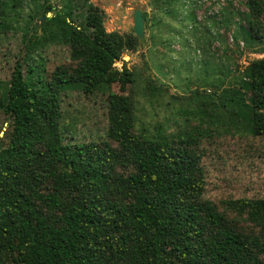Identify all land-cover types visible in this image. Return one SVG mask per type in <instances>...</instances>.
Here are the masks:
<instances>
[{
    "label": "trees",
    "instance_id": "trees-1",
    "mask_svg": "<svg viewBox=\"0 0 264 264\" xmlns=\"http://www.w3.org/2000/svg\"><path fill=\"white\" fill-rule=\"evenodd\" d=\"M82 1L0 0V41L20 47L0 133V264H264V198L205 197L200 145L264 134V57L241 69L226 46L211 53L197 86L163 102L174 118L151 128L139 104L164 86L114 67L142 43L135 31H107ZM193 1L153 0V19L180 20L211 45L222 36L202 28ZM246 6L211 23L232 31L239 55L241 42L264 52V0ZM53 46L68 59L51 61ZM73 96L106 109L104 132L89 141L69 139Z\"/></svg>",
    "mask_w": 264,
    "mask_h": 264
},
{
    "label": "rangeland",
    "instance_id": "rangeland-1",
    "mask_svg": "<svg viewBox=\"0 0 264 264\" xmlns=\"http://www.w3.org/2000/svg\"><path fill=\"white\" fill-rule=\"evenodd\" d=\"M80 1L82 4L83 1ZM88 4H91L93 11L101 14L107 31H134L135 11L142 7L144 12L149 13V24L153 26L146 28V42L137 51L125 53L114 67L121 70L127 67L144 76L150 75L155 85L164 86L162 95L152 97V101L145 104L141 99L139 104V118L151 128L166 122L168 117L174 118L163 102L170 96L176 100L181 99L189 94V89L197 86L196 78L201 71L199 69L204 68V61L211 53L219 57L226 46L241 69L254 59L264 57L263 50L255 48L260 51L256 52L245 49L243 42L240 44L243 53L239 55V51L235 49L232 31H226L224 25L211 24L214 18L223 17V8L227 10L232 21L230 12L246 11V0H198L196 5L191 3L202 28L206 24L210 32H218L222 36L220 39L214 38L211 45L207 44L208 39H203L201 43L197 41L189 32L191 25L187 29L180 20L175 21L171 16H158L153 19L156 11L153 0H89ZM35 23L39 27V19ZM19 50L20 47L13 40L0 41V133L5 121L4 101ZM48 56L51 61H64L68 59L69 52L65 47L53 46ZM114 90L120 91V85L115 84ZM71 103V111L78 112V116L75 118L73 131L76 136L69 137L70 140L89 141L96 133L104 132L107 113L101 99L96 105L100 104L94 106L83 98L79 100L73 96ZM90 108L93 110L90 111ZM66 126H71L69 118ZM200 143L203 151L202 166L206 174L205 197L217 201L244 197L264 198V134L206 138ZM56 168L57 166H53L49 171L53 173Z\"/></svg>",
    "mask_w": 264,
    "mask_h": 264
},
{
    "label": "water",
    "instance_id": "water-1",
    "mask_svg": "<svg viewBox=\"0 0 264 264\" xmlns=\"http://www.w3.org/2000/svg\"><path fill=\"white\" fill-rule=\"evenodd\" d=\"M51 15V12L48 13ZM46 19V15L42 17V21ZM134 31L141 43L146 42V20L144 17V9L141 7L137 9L133 15ZM3 134V132H2Z\"/></svg>",
    "mask_w": 264,
    "mask_h": 264
}]
</instances>
